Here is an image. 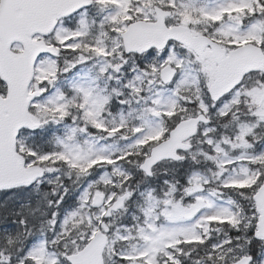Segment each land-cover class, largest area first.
<instances>
[{
	"label": "snow or ice",
	"instance_id": "6c2138e0",
	"mask_svg": "<svg viewBox=\"0 0 264 264\" xmlns=\"http://www.w3.org/2000/svg\"><path fill=\"white\" fill-rule=\"evenodd\" d=\"M0 264H264V0H0Z\"/></svg>",
	"mask_w": 264,
	"mask_h": 264
}]
</instances>
